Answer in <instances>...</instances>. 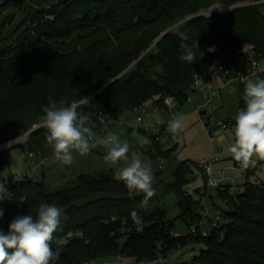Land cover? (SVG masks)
Returning <instances> with one entry per match:
<instances>
[{"label":"trees","instance_id":"trees-1","mask_svg":"<svg viewBox=\"0 0 264 264\" xmlns=\"http://www.w3.org/2000/svg\"><path fill=\"white\" fill-rule=\"evenodd\" d=\"M262 1L0 0V148L34 130L49 98H64L69 104L87 98L89 102L78 110L91 115L99 135L103 122L126 121L128 112L143 106H158L170 116L165 99L173 98L179 108L184 107L195 94L193 84L201 66L225 56L264 61V2L257 4ZM215 3L253 6L235 9L229 16L185 22L181 30L188 31V43L197 40L198 52H204L191 65L178 59L181 41L172 31L140 60L172 25ZM18 17L27 20L22 23ZM14 44L19 45L12 50ZM211 47L215 51L207 52ZM223 124L234 129L235 120ZM45 134L43 128L35 131L20 149L27 155L52 157ZM150 138L154 149L146 151L153 158L169 162L178 153V145L166 149ZM15 147L0 153V175L10 168L11 152L19 146ZM199 173L208 181L201 166L183 162L169 186L180 200V220L190 230L196 227L197 237L190 234L172 239L169 234L175 225L165 210L151 208L153 197L142 206L143 194H130L123 182L88 174L56 193L35 178L13 186L4 180L11 196L0 200L4 213L0 228L7 232L15 216L34 215L41 202L55 203L62 209V217L54 235L65 242L57 264H96L111 257L155 261L159 248L167 258L191 242L205 247L195 264H264V184L250 181L256 170L247 169L243 194H233L230 186L219 192L227 211L220 214L222 222L207 237L201 235L202 199L194 201L185 190ZM196 193L200 195L201 190ZM132 211L137 212L140 223L131 219ZM76 233L84 238L66 241L69 234ZM52 247L55 250L57 245Z\"/></svg>","mask_w":264,"mask_h":264},{"label":"rangeland","instance_id":"rangeland-1","mask_svg":"<svg viewBox=\"0 0 264 264\" xmlns=\"http://www.w3.org/2000/svg\"><path fill=\"white\" fill-rule=\"evenodd\" d=\"M263 2L264 1L257 4H261ZM251 6H253V4L250 3H236L231 6L215 3L208 9H204L196 15L189 16L183 24L187 21L200 17L210 19L213 15L229 16L235 9H242ZM30 18L33 17L31 16ZM25 20L27 19H20L19 17L17 19V21L22 23L25 22ZM8 30L14 31L15 28H8ZM164 34H162L147 51H151L157 44L156 42ZM16 39L17 37L14 38L13 41ZM18 45L14 44L12 50L17 49ZM1 50L2 49L0 48V51ZM147 51H144L142 56ZM244 85L245 83H234V91H231L230 89L223 90L221 99L215 101V110L211 111L209 115L217 121L218 125L235 120L239 107L243 103L241 95ZM201 102L202 100H200L195 94H192L189 97L188 103L184 107L178 108L177 111L172 112L170 116L164 112L157 116V124L159 125H162L166 121L168 122L176 113H181L185 117V126L184 129L178 133L179 138H176L171 141L169 145L165 146V148L168 149L178 145V153L171 158V161H165L163 168H161L160 161L153 158L150 153L146 151V148L149 150L154 149L149 129L147 127L141 128V131L144 133L141 131H130L131 129H134L133 127H130V125L133 124L137 118L135 113H131L125 122H103L104 124L100 132L101 136L107 135L109 132H116L120 135L122 140L128 141L130 150L137 151L144 161L152 165L153 175L155 177V183L153 186L156 190V195L153 197V204L151 208L162 209L167 212L168 220L173 222L175 225V231L172 230L171 234H169V236L171 235L170 237L174 240H177L173 237L175 233L183 237L191 234L190 228L180 220L182 215L180 200L169 189V186L174 182V173L179 164L189 162L191 164L204 167L212 163V168L215 173L212 180L219 182L222 187H232V193L235 195L244 193V185L247 182V169L242 168L240 164L237 163L227 152V146L233 142L234 130L229 129L224 132L222 128L213 127L208 118L204 120V124L207 125V129H205V126L195 114V108L197 104ZM149 106H152V104ZM122 120H125V118ZM35 129L37 128L35 127L34 130ZM211 131L214 132L210 134ZM29 133L3 146L5 148L12 144L16 146L15 148H17V146L19 147L11 152L10 168L5 173L0 175V180H6L7 183H10L12 177L14 176H26L31 172V165L33 163H37L30 161L28 159L29 154H25L20 149L21 146H25L28 143L29 136L31 135ZM104 155H106L104 148H93L86 156H80L78 153H74L75 159L71 165H64L56 161L54 156H52L45 159L47 161V167L44 169L45 171L43 170L45 172L44 177L40 172H34L32 177L39 182L44 181L48 191L51 193L67 189L71 187L72 184L76 185L79 176L83 174L95 177L113 178L114 171L117 166L106 163L103 159ZM216 160H218V162H216ZM254 169L256 170V174L252 176L250 181L255 185L264 184V161L259 162ZM208 181H206L199 173L198 179L191 182L185 190L193 197L194 201L202 199L205 202L206 211L209 216L205 219V213L202 214L204 218V229L202 228V230L210 232L211 228L209 221L215 220L222 212L225 213L227 211V207L219 197L220 190L209 188L207 186ZM196 190H201V192L204 191L205 194L199 195L196 193ZM124 232L127 233L128 229ZM158 250L157 259L165 258L163 257L162 248H159ZM203 250H205L203 245L191 242L186 246L181 247L178 251L172 253L169 252L171 254L166 253L165 255H169L163 260L164 262H161L160 260L138 262L135 258L111 257L99 260L96 264H195L194 260Z\"/></svg>","mask_w":264,"mask_h":264},{"label":"clouds","instance_id":"clouds-1","mask_svg":"<svg viewBox=\"0 0 264 264\" xmlns=\"http://www.w3.org/2000/svg\"><path fill=\"white\" fill-rule=\"evenodd\" d=\"M182 28L183 22H177L169 30L181 41L178 59L191 65L197 61V56L202 58L204 52H198L197 40L188 43L189 33ZM206 51L214 52L215 48ZM241 99L243 107L235 116L233 142L227 146V152L242 168L248 169L264 161V79L248 78ZM87 102V98L81 99L79 104H69L64 98L58 101L49 98L34 127L46 130V143L54 159L64 165L74 162V153L86 156L93 148L103 147L106 151L104 161L117 166L113 178L123 182L130 194H143L142 206H147L149 199L156 195L152 165L137 151L130 150L128 141L122 140L116 132L101 136L94 131L91 115L78 110ZM184 120L181 113H176L168 121L169 131L177 135L184 129ZM141 126L142 117H137L130 125L133 128ZM210 186L214 185L210 183ZM6 196L10 198L11 193L7 192L6 182L0 180V200ZM3 215L0 209V219ZM61 217L62 209L47 202H41L34 215L15 216L7 232L0 228V264H57L60 246L65 243L54 235L60 228ZM130 217L140 223L136 211H132ZM53 243L57 245L55 250Z\"/></svg>","mask_w":264,"mask_h":264},{"label":"built area","instance_id":"built-area-1","mask_svg":"<svg viewBox=\"0 0 264 264\" xmlns=\"http://www.w3.org/2000/svg\"><path fill=\"white\" fill-rule=\"evenodd\" d=\"M250 77L254 79H264L263 60L258 61L246 57L234 59L230 56H225L222 59L216 61L215 64L203 65L197 70L195 82L193 84V90H195V95L200 100H202V102L197 104L195 108V114L205 126V129H207V125L204 124V120L208 118L210 124L213 127L222 128L224 132L229 130L228 126L223 123L218 125L217 121H215L213 117H211L209 114L211 111L215 110V101L221 99V94L223 90L230 89L231 91H234V83H246L247 79ZM164 105L168 110L171 111V113L177 111L179 108L176 101L170 97L165 99ZM203 112H207L205 117L201 116ZM133 113H135L136 117H142V126L137 128L147 127L149 129L150 135L161 147L164 148L165 146L169 145L171 141L175 140L176 138H179V134L173 135L169 131L167 121L162 125L157 124V116L162 113L160 107L143 106L139 109H136ZM130 114L128 112L127 116ZM213 132L214 131H211L210 134H212ZM12 146L14 145L10 144V146L1 148L0 153L11 148ZM100 147L101 146H98L94 149H100ZM28 159L30 161L37 162L36 164L33 163L31 165V172L26 176L12 177V180L10 183H8V185L13 186L18 183L25 182L26 180L33 178L32 175L34 172L42 173L43 170L47 167V161L38 154H29ZM159 161L161 163V168H163L165 161L162 159H160ZM216 162H218V160H216ZM202 168L208 176L209 181L207 186L212 189L223 191V187L219 184V182H215L212 180V177L215 174L212 168V163ZM210 183L214 186H210ZM204 194L205 192L202 191L201 195ZM201 206L203 208L202 214L205 213V219H207L209 215L206 211V204L203 200ZM221 222L222 218L220 215L215 220H210L209 223L211 230L214 228H218ZM191 234L195 237L199 235V232L196 227H193L191 229ZM201 235L207 237L209 235V232L201 229ZM173 237L179 239L182 236L175 233ZM73 238L83 239L84 236L82 233L69 234L66 237V241L72 240ZM157 260L164 262V258H160Z\"/></svg>","mask_w":264,"mask_h":264},{"label":"water","instance_id":"water-1","mask_svg":"<svg viewBox=\"0 0 264 264\" xmlns=\"http://www.w3.org/2000/svg\"><path fill=\"white\" fill-rule=\"evenodd\" d=\"M169 32H170V30H169L167 33H165L162 37H164L165 35H167ZM162 37H161V38H162ZM161 38H160V39H161ZM160 39H159L156 43H158V42L160 41ZM149 51H150V50H149ZM149 51H147V52H146V53H145L140 59H142L146 54H148ZM137 62H138V61H137ZM137 62H135L134 65H135ZM134 65H133V66H134ZM206 114H207V112H203L201 116H202V117H205ZM39 129H41V128H37V129L33 130L32 132H30L29 134H32V133H34L35 131H37V130H39ZM159 175H160V174H159ZM237 196H238V195H237Z\"/></svg>","mask_w":264,"mask_h":264},{"label":"crops","instance_id":"crops-1","mask_svg":"<svg viewBox=\"0 0 264 264\" xmlns=\"http://www.w3.org/2000/svg\"><path fill=\"white\" fill-rule=\"evenodd\" d=\"M44 171H45V170H44ZM44 171L41 173V175H42L43 177H44V174H45V172H44Z\"/></svg>","mask_w":264,"mask_h":264}]
</instances>
